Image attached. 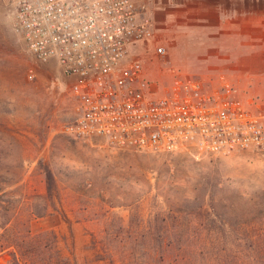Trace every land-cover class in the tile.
<instances>
[{"label":"rangeland","instance_id":"obj_1","mask_svg":"<svg viewBox=\"0 0 264 264\" xmlns=\"http://www.w3.org/2000/svg\"><path fill=\"white\" fill-rule=\"evenodd\" d=\"M144 4L152 37L132 57L155 96L178 76L208 91L221 77L264 116V0ZM69 86L30 56L0 0V264H264V150L75 138Z\"/></svg>","mask_w":264,"mask_h":264},{"label":"built area","instance_id":"obj_2","mask_svg":"<svg viewBox=\"0 0 264 264\" xmlns=\"http://www.w3.org/2000/svg\"><path fill=\"white\" fill-rule=\"evenodd\" d=\"M7 1L30 56L53 62L70 81L75 116L64 129L68 135L135 150L190 147L209 156L264 150V116L221 77L208 91L199 80L178 76L155 96L156 86L132 57L152 37L144 0Z\"/></svg>","mask_w":264,"mask_h":264},{"label":"trees","instance_id":"obj_3","mask_svg":"<svg viewBox=\"0 0 264 264\" xmlns=\"http://www.w3.org/2000/svg\"><path fill=\"white\" fill-rule=\"evenodd\" d=\"M46 179L49 181L50 180V175L47 174L46 175ZM254 254L260 259L262 260L261 262L264 261V250H257V249H254Z\"/></svg>","mask_w":264,"mask_h":264}]
</instances>
